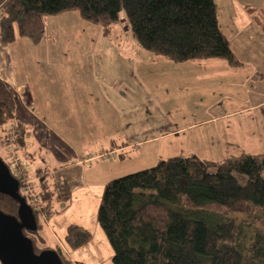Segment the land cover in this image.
I'll return each mask as SVG.
<instances>
[{"label": "trees", "instance_id": "trees-1", "mask_svg": "<svg viewBox=\"0 0 264 264\" xmlns=\"http://www.w3.org/2000/svg\"><path fill=\"white\" fill-rule=\"evenodd\" d=\"M0 8V39L6 44L18 37L39 43L47 32V17L76 11L101 26L104 35L125 20L143 49L175 62L220 58L230 65L239 63L221 28L215 0H0ZM248 9L264 31V9ZM15 98L6 86V97L0 98L3 159L1 149L8 145L12 121L18 128L14 143L27 157L28 131L42 129L33 118L16 115ZM53 174L48 167L35 172L34 189L42 208L34 210L37 231L24 233L32 238L37 253L51 248L63 264H70L62 245L39 246L46 242L39 217L52 216L55 204L72 196L68 180ZM16 178L30 204L22 179ZM18 207L17 201L0 194L2 211L17 215ZM235 213L245 219L226 217ZM97 218L112 245L114 264H264V152L218 160L196 153L160 158L151 167L108 181ZM91 238L85 227L70 224L64 240L68 249H77Z\"/></svg>", "mask_w": 264, "mask_h": 264}, {"label": "crops", "instance_id": "crops-1", "mask_svg": "<svg viewBox=\"0 0 264 264\" xmlns=\"http://www.w3.org/2000/svg\"><path fill=\"white\" fill-rule=\"evenodd\" d=\"M233 2H223L222 15L218 8L217 11L219 22L223 17L225 26L220 25L225 35L227 27L234 26L237 29L226 35L231 48L235 39L241 38L239 46L242 50L236 46L237 50L232 48L239 61L237 65H230L220 58L195 59L176 64L166 57L138 49L136 39L135 44H126L131 37L122 31L119 34L112 32L110 35H92L86 39V32H82L86 20L76 11H67L47 17L45 37L41 42L33 43H48L50 50L44 47V51L41 50L45 53L43 54L54 60L51 62L64 65L54 71L51 68L50 76L61 75L63 80H56L42 87L31 83L29 74L32 73L33 77L36 75L37 60L42 58L38 53L40 51L33 48L22 51L25 42L23 37H18L9 44L0 39V98L6 97V86L12 88L16 95L18 116L24 120L33 118L42 128H49L44 129V138L48 136L54 141L51 144L57 153V161L64 165L75 158L79 159L83 154L64 144L54 123L66 122L67 130L77 131L71 122L87 121L96 124L117 120V127L121 131L117 140H110L108 147L109 152L116 153L119 159H125L134 150L144 153L146 147L154 144H161L162 152L167 150L175 153L174 155H199L206 150L230 155L262 153L263 151H256L254 148L264 143V116L257 113L264 107V100L248 98L247 90L251 79L263 74L259 65L261 63L257 59H263L264 52L255 50L253 42L264 40V31L255 22L248 8L264 9V1L246 0L243 6ZM2 15L3 10L0 8V19ZM29 44L27 43L28 46ZM134 46L137 47L132 49ZM90 59H96L100 66H89ZM106 59L111 61L110 67L114 71L123 70L120 82H116L119 76L115 78L103 68ZM16 63L20 65L15 66ZM82 63L83 66L78 67ZM186 79L199 92L205 87L212 89V94L206 95L201 91L202 95H198L194 107L186 108L183 104L186 110H180L179 113L198 111L205 113L202 118L187 123L180 120L181 123H177L175 114H172L177 111L166 110L156 100V96H168L167 99L171 100L167 92L171 93L177 85L176 90H181ZM173 82L176 84H172ZM157 85L159 88L155 90V96L153 88ZM254 93L258 92L254 90ZM41 98L44 99L40 103ZM46 100L49 105L48 116L41 109ZM91 103L93 106H90ZM249 112L255 113L252 115ZM87 115L90 117L87 118ZM115 117L117 119H110ZM133 118L137 120L134 124ZM43 123L48 125L44 126ZM103 127L105 125L100 128ZM81 132L84 133L83 130ZM90 155L91 158L97 156ZM169 156L173 155L168 154L166 157ZM81 161L82 159L78 160Z\"/></svg>", "mask_w": 264, "mask_h": 264}, {"label": "rangeland", "instance_id": "rangeland-1", "mask_svg": "<svg viewBox=\"0 0 264 264\" xmlns=\"http://www.w3.org/2000/svg\"><path fill=\"white\" fill-rule=\"evenodd\" d=\"M224 1L225 0H215V3H217L218 11L220 12L221 15L224 12L222 11L224 7L223 6ZM233 1H234L233 3H238L239 5L243 6L245 4L244 1L246 0H233ZM258 1H262V0H258ZM50 19L51 17L48 19V21H50ZM125 23H126L125 20L116 23L113 32L119 34L122 31L123 34L125 35L127 34L128 36L130 35L131 40L129 42L127 41L126 44H131V45L135 44L134 43L135 38L133 36V33L130 29H128L124 25ZM220 23L222 24V26H225L223 17L220 20ZM227 28H228L226 29L227 36L232 31H237L236 27L234 26H230ZM84 31L87 34L86 39L88 36L102 34L101 26L92 24L88 21L85 22V28L83 29L82 32ZM23 39L25 42H23V47L21 48L22 51H28L33 48L35 50L40 51L38 53L40 56H42V58H39V60H37L38 67L36 68L35 71L36 72L35 77H33L32 73L29 74L30 82L31 83L34 82L38 84L40 87H42L43 85L48 86L51 82H54L56 80H63L61 78V75H56L54 77L50 76L51 68H53L54 71L55 68L64 67V65L60 63L51 62L54 60L48 59L47 56L44 55L45 53L41 51L45 48L50 50L48 43H45V45H43L44 42H42L39 45H34L33 42L31 43V41L28 38H23ZM46 40L47 39H45V41ZM27 43H30L29 44L30 46H28ZM137 45L138 47L137 46L136 47L138 49L145 50L138 43ZM239 45L241 46V38L235 39V43L232 44V48L236 50L237 48L239 50H242V47H240ZM136 47L134 46L131 48L134 49ZM253 47L255 50L264 52V40L258 39L254 41ZM14 60L16 61V59ZM89 61H90L89 66L92 67L100 66V63H98L96 59L94 60L90 59ZM112 61L115 62V60ZM257 61L262 64L259 65H260V70L263 72V74L251 79L250 83L248 84V90H247L248 98L254 99L257 97L259 99L264 100V58L257 59ZM110 62L111 61L109 59H106L103 68L107 69L110 73H112L115 78L116 76H119L118 78H116L117 80L116 82H120L123 79L122 77L120 78L121 73H123V70L115 69L114 71L110 67L111 65ZM86 63L88 64L87 60ZM173 63L180 64L181 62H173ZM18 65L16 63L15 66ZM82 66L83 63L80 64L78 67H82ZM75 75L76 74H74L73 76L75 77ZM189 83H191L190 80L186 79V83L183 84L181 90L180 89L176 90L178 88L177 85L173 87L171 93L168 91L167 95H169L172 98L171 100L167 99L169 98L168 96L163 98V97H159V95L158 96L155 95L156 94L155 90L159 88V85L153 88L154 90L153 94L156 96V98H158L156 100L159 101L160 104L164 106L166 110H169L170 112L172 110L177 111L176 113L172 112L173 115L175 114L174 115V117H176L175 122L177 123L179 122L181 123L180 120L187 123L202 118L203 114L205 113H200L198 111H192L190 114L189 113L179 114V113H181L180 110H186L183 104L186 105V108L194 107L195 104L194 101L196 100L198 95H202L201 91L203 92V94L206 93V95L212 94V89L210 88L202 87L203 89H201V91L199 92L196 89V87H194L192 84ZM172 84H176V83L173 82ZM254 90H256L259 94L254 93ZM158 92L161 93V91ZM90 98L91 96H89V101ZM43 99L44 98L39 99L40 103L42 102ZM90 106H93V103H91ZM41 107H43L41 108L43 114H46L45 116H48L49 115L48 101L46 100V102L42 104ZM14 110L16 115L18 116V113L16 112V106L14 107ZM37 110L39 111L40 107ZM155 112L156 115H158L157 108H155ZM257 113L264 116V107H262ZM89 117L90 116H88L87 118ZM177 118L179 119L178 121ZM45 119H47V117ZM110 119L112 120L117 118L115 117ZM116 121L117 120L115 121L112 120L111 123H104V121H101V123H96V124L87 121L75 122V123L71 122L72 126H74L77 131L67 130L66 125L68 123L66 122L54 123V128L59 132L60 136L63 139L64 144L67 147L71 146L73 148V151L78 150L80 154H83L80 155L79 157V159H82L81 162H78L79 160L78 158L73 159L74 161L71 160L68 164L65 165L57 161L58 160V158H56L57 153L55 150H53V146L51 144L54 141L50 139L48 136L44 138V129L46 128L47 130H49V128L45 126L48 125L47 123H43L45 127H43L41 130H35V132H33V130L30 129L28 131L27 137L28 140L30 139L28 142V151L30 152L29 157H27L24 153H22L20 148L14 143L15 134L18 131L15 121H12L8 128L9 130L8 145L6 146V148L1 149V153L5 159L4 161L12 165L13 174H16V177L22 179V183H23L22 191L29 197L30 204L34 210L37 209V211H41L42 208L41 200L34 189V188L37 189V179L35 178V172L40 167H42V169L44 167H48L50 170H53L54 172L53 175L55 177L57 176L61 179L65 178L68 180L72 190V196L70 200L66 203L57 202L55 204L54 212L52 216L45 217V215L42 214L39 217V223L41 224L40 234L45 238L46 241L45 244H40L39 246L56 247L58 245H62V247L65 249L67 259L70 260V264H114L112 259L114 254L112 245L108 240L104 230L100 226L97 218L98 209L105 185L107 184L108 181L112 180L113 178L143 168L151 167L154 164H156L160 158H166L168 154L170 155L175 154V153H169L167 150H164L162 152L161 150L162 147H160L161 144L158 146H155L154 144L146 147L145 149L146 151L144 153H141L140 151L137 152L133 149L134 151L129 153V155L125 159H121V158L119 159L116 153L109 152V147H108L110 140L112 138L117 140V136L120 134L121 131V129H118ZM50 122H55V121H50ZM114 122H115V128L113 129ZM136 122L137 120L133 118L132 123L134 124ZM50 124L53 125V123ZM102 125H105V127L100 128ZM109 129L110 131H108ZM111 129L113 130L111 131ZM82 130L84 131V133L81 132ZM181 132L184 133V131ZM93 133H95V135H92ZM55 141L57 142L58 139H55ZM254 149L256 151L264 152V143L260 146L255 147ZM216 152L217 151L206 150V151H201L199 155L202 156L203 158L212 159V160L221 159L224 158L225 156L230 155L226 153H216ZM90 154H94L97 156L91 158ZM23 160L24 161L31 160V161L23 162ZM16 161H19V163L16 164ZM244 181L245 178L241 177L240 182L244 183ZM238 215H239L238 213H235L231 215H226V217L230 219H235L236 216ZM243 219H245V216L237 217L238 221H242ZM70 224H79L85 227L87 230H89L92 233L91 240L77 249H68L66 247L67 245L65 244L64 237L67 226ZM246 232L248 233L247 237H249L250 228H246Z\"/></svg>", "mask_w": 264, "mask_h": 264}, {"label": "water", "instance_id": "water-1", "mask_svg": "<svg viewBox=\"0 0 264 264\" xmlns=\"http://www.w3.org/2000/svg\"><path fill=\"white\" fill-rule=\"evenodd\" d=\"M19 180L12 174L8 164L0 156V194L18 202L17 215L0 209V262L1 264H63L54 249L36 252L32 238L24 233L38 229L33 207L20 193Z\"/></svg>", "mask_w": 264, "mask_h": 264}, {"label": "built area", "instance_id": "built-area-1", "mask_svg": "<svg viewBox=\"0 0 264 264\" xmlns=\"http://www.w3.org/2000/svg\"><path fill=\"white\" fill-rule=\"evenodd\" d=\"M19 163V161H16V164H18ZM12 166V165H11ZM15 177H16V174H13ZM37 210V209H36Z\"/></svg>", "mask_w": 264, "mask_h": 264}]
</instances>
